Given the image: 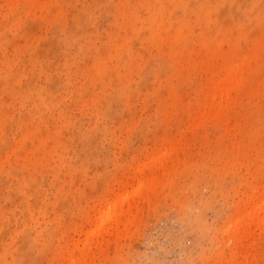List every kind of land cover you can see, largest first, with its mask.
Masks as SVG:
<instances>
[{
    "label": "rangeland",
    "instance_id": "rangeland-1",
    "mask_svg": "<svg viewBox=\"0 0 264 264\" xmlns=\"http://www.w3.org/2000/svg\"><path fill=\"white\" fill-rule=\"evenodd\" d=\"M263 218L264 0H0V264H264Z\"/></svg>",
    "mask_w": 264,
    "mask_h": 264
},
{
    "label": "bare ground",
    "instance_id": "bare-ground-1",
    "mask_svg": "<svg viewBox=\"0 0 264 264\" xmlns=\"http://www.w3.org/2000/svg\"><path fill=\"white\" fill-rule=\"evenodd\" d=\"M228 80V79H227ZM229 81V80H228ZM228 81H226V82H228ZM227 83H225V85H226ZM230 84V83H229ZM228 85V84H227ZM227 85H226V87H227ZM229 87V86H228ZM138 194V196H140V197H142L143 196V193L142 192H137ZM130 194V192H126V193H124L122 196H121V208L118 210V213L120 214V212L119 211H122L123 212V210L125 209V205L124 204H127L128 203V206H127V208L125 209L126 211H128V207H130L131 206V199H129V196H131V195H129ZM123 214V213H122ZM264 219V218H263Z\"/></svg>",
    "mask_w": 264,
    "mask_h": 264
}]
</instances>
